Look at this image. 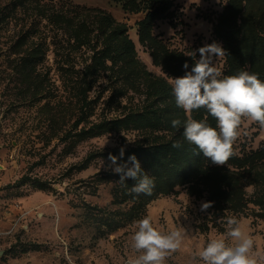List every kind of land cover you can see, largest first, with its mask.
Instances as JSON below:
<instances>
[{
	"label": "rangeland",
	"instance_id": "rangeland-1",
	"mask_svg": "<svg viewBox=\"0 0 264 264\" xmlns=\"http://www.w3.org/2000/svg\"><path fill=\"white\" fill-rule=\"evenodd\" d=\"M174 3L172 17L154 26V34L171 49L196 52L198 59L196 50L203 45H222L214 24L226 0ZM71 6L99 8L126 22L139 59L163 75L138 41L136 22L142 13L126 12L112 0H0V264H128L138 255L130 246L134 221L144 216H151L159 229L185 230L166 264H203L195 253L226 233L221 217L236 216L254 239V251L264 254V155L241 171L244 206L190 184L142 204L108 168L109 159L99 156L84 163L91 152L147 144L171 133L118 121L145 104L142 80L118 70L93 72L92 104L75 127L82 116L77 92L85 85L82 73L92 51L44 16ZM261 23L264 28V11ZM29 52L38 58L27 82L16 63ZM215 66L226 75L225 56ZM105 121L112 123L98 134L76 135ZM263 150L264 127L243 117L233 151L243 156ZM206 202L211 206L201 210Z\"/></svg>",
	"mask_w": 264,
	"mask_h": 264
},
{
	"label": "trees",
	"instance_id": "trees-1",
	"mask_svg": "<svg viewBox=\"0 0 264 264\" xmlns=\"http://www.w3.org/2000/svg\"><path fill=\"white\" fill-rule=\"evenodd\" d=\"M112 1L121 4L126 12L143 14L136 22L138 41L147 48L153 64L161 68L163 75L147 69L138 57L135 42L129 36L128 24L117 21L110 13L99 8L71 6L44 14L52 23L68 30L73 41L80 47H88L92 51L91 61L82 73L81 79L85 85L77 92L82 116L74 125L78 127L84 119L85 109L92 104L88 94L92 87L90 77L93 72L118 70L123 74H131L134 80H142L145 95V104L139 113L118 121H131L135 126L153 130L164 129L171 135L147 144L125 148L122 157L119 148L107 152H91L84 163L99 156L108 159L110 153L118 158V163H124L128 161L129 156L135 155L142 169L154 180L151 195L130 192L132 196L137 195L142 204L160 194L171 193L178 186L190 184L194 188L203 186L213 197L244 206L246 185L241 171L263 157L264 150L261 154V151H256L243 156L233 151L234 155L226 164L215 165L194 145L183 139L182 128L177 130L171 126V121L177 118L182 121L187 118L206 120L210 126H217L216 120L205 109L185 113L175 103L170 81L184 75L185 62L190 70L196 57L181 50L171 49L160 36L154 34L157 20L172 17L174 0ZM263 11L264 0H226V5L214 24V34L227 50L226 75H235L240 70H247L256 73L264 82V28L261 23ZM37 55L35 52H29L17 60L18 72L27 82L33 79ZM110 123L112 122L94 123L76 135L80 139L98 134ZM177 140L183 145L180 149L171 146ZM126 183L131 189L136 181L127 179Z\"/></svg>",
	"mask_w": 264,
	"mask_h": 264
},
{
	"label": "clouds",
	"instance_id": "clouds-1",
	"mask_svg": "<svg viewBox=\"0 0 264 264\" xmlns=\"http://www.w3.org/2000/svg\"><path fill=\"white\" fill-rule=\"evenodd\" d=\"M199 58L189 70L184 63V75L172 78L171 89L177 107L185 113L205 109L213 117L217 126H210L206 120L197 121L173 119L174 129H183L182 136L194 145L205 158L215 165H224L234 155L233 144L238 137V128L243 117H247L264 127V82L256 73L240 70L235 75L221 76L215 61L227 54L218 42L205 44L196 50ZM196 56V52H194ZM180 149L183 145L177 140L171 145ZM124 155V148L120 156ZM108 168L118 174L121 184L127 179L136 181L130 192L151 195L154 180L145 172L135 155L127 162L117 163V157L109 154ZM211 202L203 203L206 210ZM227 231L224 235L210 238L206 245L195 253L203 264H264V254L254 251L255 242L246 234L236 216L227 217ZM135 230L131 236V248L138 253L129 259L128 264H166L167 258L175 253L185 238V230L176 228L159 229L154 226L151 216L134 221Z\"/></svg>",
	"mask_w": 264,
	"mask_h": 264
}]
</instances>
